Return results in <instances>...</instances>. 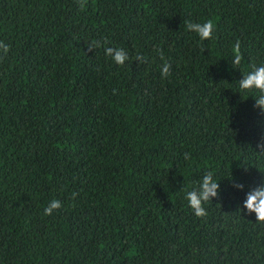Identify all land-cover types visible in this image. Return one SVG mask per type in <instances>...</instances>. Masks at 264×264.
Returning <instances> with one entry per match:
<instances>
[{
  "label": "trees",
  "instance_id": "trees-1",
  "mask_svg": "<svg viewBox=\"0 0 264 264\" xmlns=\"http://www.w3.org/2000/svg\"><path fill=\"white\" fill-rule=\"evenodd\" d=\"M209 19L203 42L184 23ZM237 39L241 70L264 63V0H0V264H264L242 210L264 116L238 92ZM209 169L221 192L200 219L182 190Z\"/></svg>",
  "mask_w": 264,
  "mask_h": 264
},
{
  "label": "clouds",
  "instance_id": "clouds-1",
  "mask_svg": "<svg viewBox=\"0 0 264 264\" xmlns=\"http://www.w3.org/2000/svg\"><path fill=\"white\" fill-rule=\"evenodd\" d=\"M79 8L84 10L87 7L88 0H77ZM186 29L189 32L197 34L200 41L211 40L213 38L216 25L213 20L209 19L205 22H192L190 20L184 21ZM107 41L92 40L90 50L93 48H100L104 46L105 54L111 57L112 60L123 66L126 61L130 59L129 53L122 47H108ZM4 54L0 59L6 57L11 51L10 44L2 45ZM160 58L164 60L161 65V75L167 78L171 74L172 65L164 59L162 50L157 49ZM140 59L141 63H147V57H141L139 54L135 57ZM245 61V56L241 50V41L237 39L232 45L231 65L242 73V78L238 80L239 93L241 95L248 94L254 99V108L259 110V114L264 116V63H251L246 68L241 70V66ZM251 157L257 162L256 168L261 170L264 165L260 164V160L264 158V135H262L256 143L255 149L250 148ZM193 156L190 152L184 153V160L191 161ZM247 165V164H246ZM247 171V167H245ZM264 172V171H262ZM231 186L245 191L246 185L232 176L228 177ZM221 180L217 177V172L214 169L206 170L199 180L195 181L193 185L184 188V199L188 203V207L192 210L195 217L204 219L209 215L207 204H210L213 199H218L221 192ZM190 189V190H189ZM73 199L78 193H73ZM63 207V202L60 199H52L44 209L45 216H51L54 211ZM242 210H246L249 215L255 214L256 220L264 223V180L253 187H249L245 192V199L242 203Z\"/></svg>",
  "mask_w": 264,
  "mask_h": 264
}]
</instances>
